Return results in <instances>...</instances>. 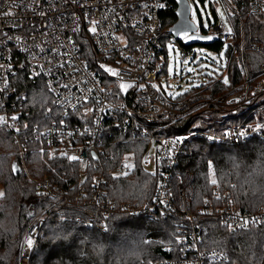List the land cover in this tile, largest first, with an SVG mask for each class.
Listing matches in <instances>:
<instances>
[{
  "label": "built area",
  "instance_id": "1",
  "mask_svg": "<svg viewBox=\"0 0 264 264\" xmlns=\"http://www.w3.org/2000/svg\"><path fill=\"white\" fill-rule=\"evenodd\" d=\"M216 1L226 13L231 32L215 10L217 19L208 20L209 25L202 31L197 27L195 33L210 35L223 44L230 42L235 33L230 15L240 19L239 8L244 7L249 14L264 15V0ZM164 8V0H0V117H3L0 125L15 131L17 142V136L21 140L27 137V130L30 132L27 139L40 140L44 150L62 155L79 173L83 172L84 178L91 164L100 170L98 175H87L90 192L82 185L78 194L94 195L93 202L103 214L96 223L101 230L106 226L105 216L116 208L143 212L153 218H164L170 209H177L186 220L191 219L193 174H178L172 190L167 171L178 161L186 140L199 135L207 141H242L253 133H264V103L233 122H225L223 116L215 125L202 117L203 105L242 107L253 96H264V75L249 88L242 55L235 60L244 80L222 93L201 89L211 79L225 80L232 55H225L221 49L214 51L220 71L205 74L197 84L176 96L169 87L168 90L162 87L161 77L167 78L166 43L179 49L181 60L187 59L193 46L185 45L179 35H171L164 26L159 15ZM93 26L97 29L95 34L89 31ZM235 46L232 45L231 53ZM255 48L264 55L262 46ZM101 65L118 71L120 76L104 71ZM260 69L264 71V61ZM21 73L32 82H42L52 96V105L44 107L47 119L44 123L23 121V116L34 110L26 107V92L17 86L16 76ZM121 83L131 87L121 90ZM186 116L192 117L188 131L161 132L168 123ZM139 142L146 143L142 165L158 175L151 201L140 207L105 205L95 197L103 195L99 183L107 176L125 177L133 170L135 151H121V145ZM20 148L23 149L21 145ZM70 156L78 159L70 160ZM35 185L45 195L54 193L55 187L48 179ZM214 200L218 202L216 205L200 206L195 212L214 213L231 229L244 230L264 222V206L242 211L231 201L219 199V195ZM87 214L94 218L92 211ZM245 220L249 223L242 226ZM41 223L42 218L35 216L24 228L17 264H29ZM181 223L174 237L176 247L168 250L169 257L155 259L151 264H233L225 251L202 246L198 225Z\"/></svg>",
  "mask_w": 264,
  "mask_h": 264
},
{
  "label": "trees",
  "instance_id": "2",
  "mask_svg": "<svg viewBox=\"0 0 264 264\" xmlns=\"http://www.w3.org/2000/svg\"><path fill=\"white\" fill-rule=\"evenodd\" d=\"M164 1L165 8L159 11V15L164 26L169 28L176 21V4L173 0ZM192 1L197 5L205 0ZM208 1L212 19L216 20L213 2ZM239 10L240 19L230 15L235 32L231 41L204 45L213 51L221 49L225 55H232L225 78L228 82L211 79L201 86L204 91L217 94L240 84L245 76L235 59L241 55L249 88L264 75L260 69L264 55L255 48L259 45L264 50V19L262 15L247 13L244 7ZM198 29L202 31L204 26L200 25ZM233 44L236 45L235 51L231 53ZM16 77L18 88L26 92V107L34 110L23 116V121L29 124L46 122L44 107L52 105V96L42 82H32L24 73ZM261 103H264V96L255 95L242 107L203 105L201 112L207 122L216 125L220 123L217 119L223 116L227 119L225 122L237 121L239 116L247 115ZM191 122L192 117H182L168 123L161 132L180 134L190 129ZM14 132L0 125V264H17L21 234L26 225L41 213L43 219L29 264H151L155 259L169 257L168 250L176 247L174 237L181 221L198 225L202 246L225 251L231 263L264 264V222L244 230L231 229L214 213L195 212L200 206L216 205L215 195L231 201L242 211H254L264 206V133H253L242 141H207L199 135L186 140L178 161L167 171L172 190L178 174H193L190 199L193 216L189 220L177 209H170L164 218H153L143 212L130 213L116 208L119 205L140 207L150 202L158 184V175L141 162L146 143L122 144L121 151L134 149L135 164L125 177L107 176L99 183L103 195L95 197L116 208L105 216L106 226L101 230L96 223L103 214L93 202L94 195L78 194L82 185L90 192L88 177H80L77 168L68 164L62 155L48 156L40 140L27 139L30 135L27 130V137L23 139L30 140V148L27 149L26 143L23 145L27 173H22ZM16 169L19 171L15 173ZM90 172L99 173L100 170L87 167V174ZM42 177L55 187L53 195L43 194L33 183ZM213 177L216 184L211 182ZM88 211L93 212L94 218L88 216Z\"/></svg>",
  "mask_w": 264,
  "mask_h": 264
},
{
  "label": "rangeland",
  "instance_id": "3",
  "mask_svg": "<svg viewBox=\"0 0 264 264\" xmlns=\"http://www.w3.org/2000/svg\"><path fill=\"white\" fill-rule=\"evenodd\" d=\"M212 2H213V6L215 7V10L218 12L220 18L223 20L227 30L231 29L230 23L227 20L226 13L222 5L216 0H212ZM189 4H190V19L193 21V23L197 27L200 25L204 27L208 26L209 25L208 19L211 20L213 14L209 1L205 0L203 3H197V5H195L192 0H189ZM262 17L264 16L262 15ZM183 33L184 32H181V35H179L180 39L182 38ZM166 46L168 49V57H167L168 60H167V64L165 65V68L167 70V78H165L164 76L161 77V85L166 90H168L167 87H169V91L172 93L173 96H176L186 91L193 84H197L199 80L204 78L205 74H211L213 71H220L219 67H217L218 56L214 51H212L207 46L201 44H194L192 46L191 53L186 60H181V52L179 51L178 48L174 49L170 42H167ZM170 46H171V50H170ZM170 68L171 71H169ZM17 140L22 147L26 143L27 149L30 148L28 144L30 140L28 141L21 140L20 137L18 136H17ZM20 145H19V155H20V159L23 156V163L21 164V167H22V173H24L23 171H26L27 165L24 159V151L21 152L22 150H24V147L23 149H21ZM46 154L48 156H51V154H57V153L46 151ZM89 167L94 168L92 164ZM79 174L80 177H83L82 175L83 172ZM95 174L98 175L99 173L90 172L87 174V168H86V176L87 175L92 176ZM43 179L45 178L43 177L37 178L33 183L35 184L37 181H41ZM0 193H2L1 187H0ZM36 216H40L43 219L42 213Z\"/></svg>",
  "mask_w": 264,
  "mask_h": 264
},
{
  "label": "water",
  "instance_id": "4",
  "mask_svg": "<svg viewBox=\"0 0 264 264\" xmlns=\"http://www.w3.org/2000/svg\"><path fill=\"white\" fill-rule=\"evenodd\" d=\"M176 4L174 14L176 15V21L169 27V32L173 36H177V33L190 32L188 36L196 37L193 39L182 38L185 45L189 44H201L209 45L214 42V39H204L205 37H211L210 35H201L195 33L197 26L190 19V4L189 0H173ZM19 170L16 169L15 173Z\"/></svg>",
  "mask_w": 264,
  "mask_h": 264
},
{
  "label": "snow or ice",
  "instance_id": "5",
  "mask_svg": "<svg viewBox=\"0 0 264 264\" xmlns=\"http://www.w3.org/2000/svg\"><path fill=\"white\" fill-rule=\"evenodd\" d=\"M4 14L5 15H11V13H9V12H5ZM93 24L95 25V22H93ZM89 31L92 32L93 34H95L96 31H97V29H96L95 26H93L92 28L89 29ZM228 31L231 32V29H228ZM177 35H181V33L178 32ZM182 38L193 39V38H196V37H190V36H188V33L187 32H184L182 34ZM204 39H209L210 40V39H212V37H205ZM170 50H171V46H170ZM101 67L104 68V71L110 73L113 76H120V73L118 71L112 69V68H108V67H105L103 65H101ZM169 71H171V68L169 69ZM121 79H122V77H121ZM224 82L227 83L228 82L227 79H225ZM65 87H67V85H65ZM119 87H120L121 90H126L128 87H131V85H128V84H125V83H121L119 85ZM153 87H155V85H153ZM12 119L15 120L16 117H12ZM0 122H3V117H0ZM68 158L70 160H77L78 159V157H76V156H70ZM93 159H95V156L93 157ZM126 167H131V165H126ZM211 182L213 184H216L217 183V181H216V179L214 177H213V179H212ZM0 195H2V193H0ZM253 222H255V221H253ZM248 223H249V221L248 220H245L244 221V225H242V226H247ZM28 244H29V246H31V244H32V241L30 239L28 240Z\"/></svg>",
  "mask_w": 264,
  "mask_h": 264
}]
</instances>
